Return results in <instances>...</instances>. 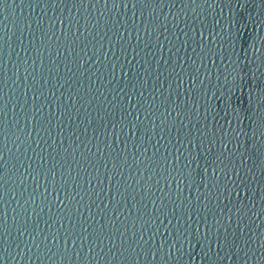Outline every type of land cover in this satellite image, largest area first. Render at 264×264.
I'll return each instance as SVG.
<instances>
[{"label": "water", "instance_id": "water-1", "mask_svg": "<svg viewBox=\"0 0 264 264\" xmlns=\"http://www.w3.org/2000/svg\"><path fill=\"white\" fill-rule=\"evenodd\" d=\"M0 264H264V0H0Z\"/></svg>", "mask_w": 264, "mask_h": 264}]
</instances>
